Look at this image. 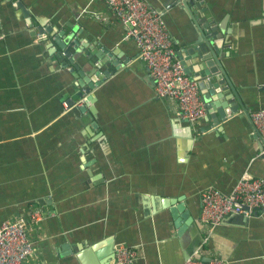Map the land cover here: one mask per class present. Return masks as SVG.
Returning a JSON list of instances; mask_svg holds the SVG:
<instances>
[{
	"label": "crops",
	"instance_id": "0c3cea01",
	"mask_svg": "<svg viewBox=\"0 0 264 264\" xmlns=\"http://www.w3.org/2000/svg\"><path fill=\"white\" fill-rule=\"evenodd\" d=\"M146 1L198 81L208 117L194 124L156 94L104 0H0V224L44 213L25 264H111L120 242L132 264H264V211L210 227L200 200L245 172L264 180L250 117L264 107V0Z\"/></svg>",
	"mask_w": 264,
	"mask_h": 264
},
{
	"label": "built area",
	"instance_id": "2783aa9c",
	"mask_svg": "<svg viewBox=\"0 0 264 264\" xmlns=\"http://www.w3.org/2000/svg\"><path fill=\"white\" fill-rule=\"evenodd\" d=\"M124 24L126 37L139 48V58L147 65L160 97L175 101L182 118L194 124L207 116L198 81L185 72L161 14L146 0H104ZM256 131L264 141V107L250 112ZM201 219L210 227L221 224L231 214L252 217L264 211V180L245 172L232 189L208 187L201 192ZM42 210H31V221L42 220ZM51 215V214H49ZM29 219L23 214L0 224V264H25L33 253L28 236ZM114 264H132L137 250L123 242L114 246ZM220 257L204 260L192 255L183 264H224Z\"/></svg>",
	"mask_w": 264,
	"mask_h": 264
},
{
	"label": "water",
	"instance_id": "95a60500",
	"mask_svg": "<svg viewBox=\"0 0 264 264\" xmlns=\"http://www.w3.org/2000/svg\"><path fill=\"white\" fill-rule=\"evenodd\" d=\"M20 6L22 7V5L20 4ZM25 13H26V11L25 10H23ZM47 30H49V28H46ZM43 33V32H42ZM63 35H62V33H58L55 37H54V41H56L57 42V44L60 46V48H62V49H66V41H64L63 40ZM216 52H217V50H216ZM68 54H69V52H67ZM179 54H180V52H178ZM216 54V53H215ZM180 57H181V55H180ZM216 57H217V55H215V56H212V55H205V56H203L201 59H200V62L201 63H205V65H204V67H205V73H206V76L207 77H209V81H211L212 82V84L213 85H215L216 86V84H217V82L215 81V79H214V77H213V75L216 73V71L218 70V67H219V62L216 60ZM91 59H92V61L93 62H95V60L97 59V58H95L94 56H91ZM181 60V59H180ZM182 63L183 64H186V62H184L183 60H182ZM217 64V65H216ZM203 76L205 75L204 73L202 74ZM207 84H209V82L207 83ZM84 89H85V91H87V93H89L92 89L89 87H84ZM208 117V116H207ZM189 258V257H188ZM187 259V258H186ZM202 259H204V260H209L210 259V257H203ZM114 260H115V254H114V259L112 260V262H111V264H114ZM186 261V260H185ZM184 261V262H185ZM183 262V263H184ZM182 263V264H183Z\"/></svg>",
	"mask_w": 264,
	"mask_h": 264
}]
</instances>
